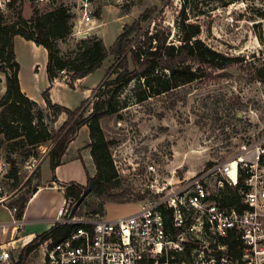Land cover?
I'll return each mask as SVG.
<instances>
[{
  "label": "rangeland",
  "instance_id": "obj_1",
  "mask_svg": "<svg viewBox=\"0 0 264 264\" xmlns=\"http://www.w3.org/2000/svg\"><path fill=\"white\" fill-rule=\"evenodd\" d=\"M85 1L51 0L32 6L40 13L60 5L70 8L72 34L59 42L64 51L76 48L80 38L73 34L75 29L88 31L89 38L100 36L110 50L123 27L149 10V19L141 22L140 29L131 36L133 43L140 34L155 31L156 23L170 27V41L179 43L178 23L186 15L190 22L201 25L199 37L208 46L244 60L223 69L209 70L204 78L144 101L136 97L135 81L126 86L113 98L112 104L117 106V111L99 120L105 137L114 141L109 146L116 172L114 184L107 194L85 196L71 217L89 221L128 216L140 209L143 200L171 198L177 188L224 162L255 161L257 150L252 149L264 148V83L256 78L258 69L264 71V0H89L94 16L91 23L83 21ZM98 8L102 9L100 18L95 16ZM31 15V7L27 4L24 16L29 18ZM17 50L29 59H23L21 54L24 85L35 71L31 62L37 61L40 65L38 80L33 79L28 90L35 98L43 100V91L49 86L44 66L48 56L46 49L18 43ZM127 57L129 68L134 69L130 52ZM120 60L109 54L101 67L76 88L62 83L50 90L54 102L76 109L87 97L86 90L102 79L109 62L113 65L100 82H105L101 92L98 84L71 120L67 114H62L66 120H61L60 116L54 117L51 110H43L51 134L62 136L76 119L91 120L99 114L97 107L112 99L115 87L112 81L117 77ZM3 66L0 62V99L6 89ZM59 76L68 80L72 73L60 72ZM66 121L68 124L61 131ZM85 137L86 131L81 133L79 142ZM16 141L8 142L0 135V198H5L7 204L30 196L38 188L42 178L41 165L50 158L55 143L52 138L35 148L16 144ZM245 150L252 151L244 153ZM259 167H264V155ZM16 172L18 177L14 176ZM43 174H47L46 169ZM211 178V199L219 202L227 189L226 184H230L217 172ZM68 202L72 210L76 202ZM8 221H11L9 210L0 204V223ZM22 244L23 241L11 246L13 262L19 259L26 245ZM26 264H46L44 244L29 255Z\"/></svg>",
  "mask_w": 264,
  "mask_h": 264
},
{
  "label": "trees",
  "instance_id": "obj_2",
  "mask_svg": "<svg viewBox=\"0 0 264 264\" xmlns=\"http://www.w3.org/2000/svg\"><path fill=\"white\" fill-rule=\"evenodd\" d=\"M183 11L185 12V9ZM101 12L102 9L98 8L95 16L100 18ZM149 17V10H147L132 24L125 25L110 50L96 35L79 39L76 48L62 50L59 41H64L72 34L73 15L66 5H60L46 13H40L38 9H35L30 19H25L20 15L16 23L0 29V62L4 64L1 71L6 76L5 93L0 99V135H3L8 142L17 140L16 144L31 145L35 148L52 138L55 139L50 152L51 168L54 171L60 165L64 152L79 129L83 125H88L91 138L89 146L97 172L94 176L88 175L87 183L84 185L76 181L65 184V198L76 202L72 210L70 209L72 214L85 196L91 193L98 196L107 194L114 184L113 179L116 177V172L109 154V146L114 141L105 137L99 120L102 116L117 111V106L112 104L113 98H116L126 86L135 81L136 97L139 101H144L152 96L167 93L181 85L204 78L209 70L223 69L244 60L239 56L226 55L208 46L199 37L202 32L201 25L190 22L186 15L178 23L179 43L170 41L172 34L170 27L157 23L155 31L140 34L137 42L133 43L131 36L140 29L141 22L148 20ZM16 35L33 40L47 50V73L51 85L56 79L62 77L59 73L64 70L72 73L69 77L71 80L69 85L74 87L73 81L97 70L109 54L121 58L119 70L116 71L117 77L112 81V84H115L112 99L103 101L101 107H97L99 114L94 119H76L62 136L51 134L45 122L43 109L37 101L22 90L19 79L20 64L16 60L14 51ZM128 52L131 53L134 69L129 68ZM112 67L111 64L105 77ZM256 78L264 83L263 69L256 71ZM103 86L105 82L100 83L98 91L103 89ZM43 97L47 109L51 110L56 118L66 113L71 120L81 107L71 110L54 103L50 97V87L43 92ZM67 124L68 121L63 124L61 131L66 128ZM14 176L18 177L17 172ZM246 176L240 165L238 183L236 186L226 184L227 189L223 191L221 200H219L221 204L241 206L240 189L246 188ZM53 180H57L55 175ZM36 190L37 188L33 192ZM28 200L29 196H23L11 201L7 206L10 209L16 207L15 216L22 218ZM163 212L167 226L173 232L178 233V230L172 226V210L164 207ZM81 226L87 227L85 224L77 223H54L47 231L37 234L23 247L19 259L14 264H26L29 255L46 239L51 238L54 243H58ZM222 240L229 246L233 256H240L237 251L235 231H230L228 236ZM187 250L189 253L190 245L187 246Z\"/></svg>",
  "mask_w": 264,
  "mask_h": 264
},
{
  "label": "built area",
  "instance_id": "obj_3",
  "mask_svg": "<svg viewBox=\"0 0 264 264\" xmlns=\"http://www.w3.org/2000/svg\"><path fill=\"white\" fill-rule=\"evenodd\" d=\"M49 1L0 0V29L16 23L20 15L25 17L27 4L33 15L34 4ZM90 5L89 0L83 4L85 23L93 21ZM73 34L81 39L89 33L75 29ZM258 150L254 163H238L237 179L229 176L232 163L224 162L177 188L171 198L143 200L140 209L128 216L77 220L71 217L66 200L55 223L87 227H78L58 243L46 239L43 243L46 264H264V167H259L264 148ZM240 165L247 175L246 188L240 189L241 206H225L212 200L211 177L217 172L236 186ZM219 186H223V181H219ZM0 204L7 206L5 198H0ZM164 207L172 210V226L178 233L167 226ZM10 212L11 221L0 223V264L15 263L10 248L26 224L23 218L15 216L16 207ZM230 231H235L239 257L233 256L222 240Z\"/></svg>",
  "mask_w": 264,
  "mask_h": 264
},
{
  "label": "crops",
  "instance_id": "obj_4",
  "mask_svg": "<svg viewBox=\"0 0 264 264\" xmlns=\"http://www.w3.org/2000/svg\"><path fill=\"white\" fill-rule=\"evenodd\" d=\"M18 43L29 46L30 48H32V46H37L40 48H44V47L41 45H37L33 40L25 39L21 35H16L14 37V51L16 55V60L20 64L19 79H20L22 90L30 98L37 101V103L43 110H46L47 105L44 100V97H43V100L35 98L28 90V89H31L33 85V82H32L33 79L34 81L38 80V77L40 74V69H39L40 65L37 63V61L31 62V66L32 68L35 67V71H33L32 76L30 77V79L27 80V82H25V85H24L23 79L21 76V67H22L21 61H20L21 54L23 56V59H26L27 61H29V59L23 53L20 54L18 52L17 50ZM61 48L62 50H65L63 47ZM107 58H109V55ZM105 59L103 60L102 64L104 63ZM47 64H48V56L44 62L46 73H47ZM111 64L112 63L109 62V66L104 76L102 77V79H100L99 82L93 88L86 90L87 97H85L83 101H81L80 105L77 108H79L86 100H88L91 97V94L94 91V89L105 78L107 71ZM47 77H48V73H47ZM87 77L88 75L83 78H78L75 81H73L74 87H70L69 85V82L71 81L70 78H68V80H65L64 77L58 78L53 82L52 85L48 78L49 86L47 88L50 87V90H51L55 85L62 84V83L69 85L70 88H76ZM51 94L52 93H50V97H51ZM54 103H57V102H54ZM65 107L71 110H75L68 106H65ZM62 114H66V113H62ZM62 114L60 115V119L66 120L64 115ZM85 131L87 132V137H85L81 142H79L81 133ZM90 143H91L90 131L88 130V127L86 125L82 126L77 132L76 136L69 143L66 151L64 152L62 156L60 165H58L54 171L51 168L50 158H47L42 163L41 165V170H42L41 171L42 173L41 184L38 186L37 190L35 192H32V194L29 196V200L26 204V207H25V210L22 216V218L26 222L25 228L23 232L20 234V237L15 241V243L23 241L22 246H24L25 244L29 243L37 234H41L47 231L55 223L56 217L58 216L60 209L64 206V203L67 200L65 198V184L71 181H76L84 185L87 183L88 175L94 176L96 174L97 169H96V165H95V162L91 154V149L89 146ZM45 169L47 170V174L44 176L43 173ZM54 175L57 178L56 181L53 180ZM5 207L8 208L7 206ZM8 210L11 215L9 208ZM111 219H116V218H111Z\"/></svg>",
  "mask_w": 264,
  "mask_h": 264
},
{
  "label": "bare ground",
  "instance_id": "obj_5",
  "mask_svg": "<svg viewBox=\"0 0 264 264\" xmlns=\"http://www.w3.org/2000/svg\"><path fill=\"white\" fill-rule=\"evenodd\" d=\"M252 150H257L256 152H255V157H256V155L258 154V149L257 148H254V149H252ZM252 150H245L244 151V153H246V152H250V151H252ZM244 161H246V160H244ZM249 162H251V163H254L255 161H249ZM231 163H232V170L230 171V174H229V176L231 177V178H235V179H237V168H238V161L237 160H232L231 161Z\"/></svg>",
  "mask_w": 264,
  "mask_h": 264
}]
</instances>
